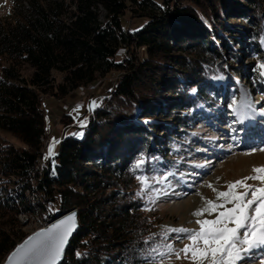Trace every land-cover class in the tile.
<instances>
[{
    "label": "trees",
    "instance_id": "obj_1",
    "mask_svg": "<svg viewBox=\"0 0 264 264\" xmlns=\"http://www.w3.org/2000/svg\"><path fill=\"white\" fill-rule=\"evenodd\" d=\"M263 39L264 0H13L0 17V129L21 145L0 139V263L28 234L29 219L18 215L41 221L43 211L50 218L77 207L60 264H148L162 235L136 177L169 155L159 149L175 137L166 123L188 128L216 77L230 80L225 56L240 62L231 46L257 52ZM23 64L34 68L29 76ZM112 76L100 103L82 113L87 123L64 131L52 159L40 154L42 97L75 93L70 107H86L96 83ZM82 90L88 100L73 106ZM58 121L66 130L74 118Z\"/></svg>",
    "mask_w": 264,
    "mask_h": 264
},
{
    "label": "rangeland",
    "instance_id": "obj_2",
    "mask_svg": "<svg viewBox=\"0 0 264 264\" xmlns=\"http://www.w3.org/2000/svg\"><path fill=\"white\" fill-rule=\"evenodd\" d=\"M12 1L0 0V17L10 13ZM143 21L139 20V25ZM231 21L238 23L239 19L231 18ZM135 27L137 28V21L133 22V28ZM241 42L244 44L248 40L243 39ZM231 49L238 52L240 62L234 63L231 57L225 56V70L230 80L225 77L226 74L216 77V90L208 101L190 111L191 123L187 125L188 128L179 129L173 121L166 123L174 129L175 137L159 149L165 147V153L169 155L163 157L159 168L142 175L149 178L148 186L144 187L143 192L159 223L158 229L162 237L166 236L156 249L167 252L165 244L170 243L173 246L171 255L161 257L155 252L148 264H194L192 260L185 258L184 253H180L179 258L175 255L191 242L186 238L177 239L176 233L167 230L180 227L198 230L199 225L195 223L197 219H214L222 209L212 215L205 213L202 217L194 216V212L204 208L207 200L217 204L223 203V198H217L219 192L229 191L228 185L237 180L258 175L253 169L264 167V76L260 74L264 69L259 67L264 64V48L250 52L246 47L234 44ZM142 51L144 52L143 49ZM231 67L242 69V73L235 75ZM33 70L29 64H23L21 67L24 76H29ZM113 77L96 83L100 89L91 95L86 107H70L72 99L76 98L75 93H72L70 98L60 100L43 96L46 131L50 132L51 119H59L65 112L71 113L74 118L72 127L65 130L67 133L72 132L74 124L81 126L83 122L84 126L89 114L82 113L90 109L92 102H95V105H92L91 109L100 103L104 87L112 83ZM87 88L90 89L91 86ZM53 131L58 133L56 128ZM160 136H163L162 132ZM55 137L54 133L52 138ZM0 139H7L16 146L21 145L15 137L1 129ZM47 144L48 140H43L40 150H46ZM166 175L167 180L163 184L156 182V179ZM246 183L253 187H264V184L257 180H248ZM157 189L161 190L159 194ZM245 190L242 187L233 189L237 193ZM250 195L251 190H248V196ZM224 207L231 208L233 204H225ZM46 213L43 211L42 219ZM18 218L21 222L29 219L21 228L27 233L40 226V221L35 218H27L23 214L18 215ZM186 235L180 234L182 237ZM190 255L191 253H188V256ZM262 261L264 249H253L238 264H261Z\"/></svg>",
    "mask_w": 264,
    "mask_h": 264
},
{
    "label": "snow or ice",
    "instance_id": "obj_3",
    "mask_svg": "<svg viewBox=\"0 0 264 264\" xmlns=\"http://www.w3.org/2000/svg\"><path fill=\"white\" fill-rule=\"evenodd\" d=\"M259 67L264 69V64ZM260 74L264 76V71ZM92 105H95V102H92ZM48 154H53L51 146ZM143 163L144 158L141 157L134 167L139 169ZM253 172L258 175L237 180L228 185L229 191L218 193L217 198H223V203L217 204L207 200L204 208L193 213L196 217H202L205 213L212 215L218 209H222L214 219H197L195 223L199 225L198 230L184 227L167 230L170 233H176L177 239L186 238L191 242L180 252L175 253L177 258L180 253H184L185 258L192 260L194 264H238L253 249H264V187H253L246 183L248 180H257L264 184V167L254 168ZM169 175L172 174L169 173ZM136 178L141 182L142 192L144 187L148 186L149 178L142 175ZM166 180L167 175L156 179V182L163 184ZM237 187L246 190L237 193L233 191ZM248 190H251L250 197ZM156 191L159 194L161 190ZM141 192L137 195H141ZM229 203L233 204V207H224ZM253 205H255L254 208ZM73 227L74 215H70L46 229L37 231L10 254L8 264H57ZM180 234L187 235L182 237ZM162 238L166 239V236ZM164 247L167 252H160L158 249L151 251L158 252L161 257L171 255L172 244H165ZM188 253L191 255L188 256ZM261 264H264V261Z\"/></svg>",
    "mask_w": 264,
    "mask_h": 264
},
{
    "label": "water",
    "instance_id": "obj_4",
    "mask_svg": "<svg viewBox=\"0 0 264 264\" xmlns=\"http://www.w3.org/2000/svg\"><path fill=\"white\" fill-rule=\"evenodd\" d=\"M70 215H74V227L73 230L71 231L70 235L67 238V242L64 245L63 251L61 253V256L59 258V260L57 261V264H60L63 260V257L66 253V249L71 241V239L74 237V235L76 234L78 227H79V222H78V208L77 207H72L66 211L63 212H59L54 214L49 220L48 222L41 226L38 227L36 229H34L33 231H31L30 233H28L21 241L17 242L14 247L8 252V254L6 255L5 259L0 263V264H8V257L10 256V254L20 245L22 244L29 236L34 235L37 231H40L42 229H46L48 227H50L52 224L54 223H58L60 220L62 219H66L68 216Z\"/></svg>",
    "mask_w": 264,
    "mask_h": 264
},
{
    "label": "built area",
    "instance_id": "obj_5",
    "mask_svg": "<svg viewBox=\"0 0 264 264\" xmlns=\"http://www.w3.org/2000/svg\"><path fill=\"white\" fill-rule=\"evenodd\" d=\"M52 147V149L54 150V148H55V146H56V143L55 144H52L50 141H48V150H49V147ZM48 150H40V153L41 154H44V153H46V154H48ZM49 155V154H48ZM50 156H52V155H50Z\"/></svg>",
    "mask_w": 264,
    "mask_h": 264
},
{
    "label": "bare ground",
    "instance_id": "obj_6",
    "mask_svg": "<svg viewBox=\"0 0 264 264\" xmlns=\"http://www.w3.org/2000/svg\"><path fill=\"white\" fill-rule=\"evenodd\" d=\"M57 145L58 144H56V146H55V148H54V150H53V154H52V156L55 154V152H56V149H57ZM46 150H48V144H47V146H46ZM41 159V158H40ZM39 161V166L40 167H44V163L41 161V160H38Z\"/></svg>",
    "mask_w": 264,
    "mask_h": 264
},
{
    "label": "crops",
    "instance_id": "obj_7",
    "mask_svg": "<svg viewBox=\"0 0 264 264\" xmlns=\"http://www.w3.org/2000/svg\"><path fill=\"white\" fill-rule=\"evenodd\" d=\"M53 119H55V118H52L51 121H52ZM51 121H50V122H51ZM49 125H50V132H49V133H48L47 131H46V132H47L48 134H50V138L53 137L54 133H55L56 136H58L57 133H56L55 131L52 130L51 124H49ZM79 135H80V134H79ZM79 135H78V136H79ZM55 138H56V137H55Z\"/></svg>",
    "mask_w": 264,
    "mask_h": 264
}]
</instances>
